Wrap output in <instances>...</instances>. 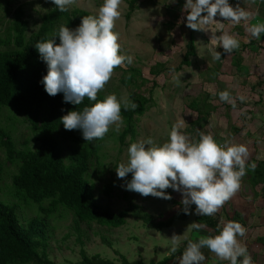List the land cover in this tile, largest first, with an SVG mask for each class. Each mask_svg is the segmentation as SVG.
<instances>
[{"label": "rangeland", "instance_id": "374dc122", "mask_svg": "<svg viewBox=\"0 0 264 264\" xmlns=\"http://www.w3.org/2000/svg\"><path fill=\"white\" fill-rule=\"evenodd\" d=\"M102 3L103 0H75L68 9L81 8L96 14ZM130 3V0H122L121 15L115 22L114 31L119 32L121 53L132 56L133 62L126 67H116L111 78L100 91L104 95L115 93L121 103H128L133 97L140 99L150 97V101L144 104L145 109L135 122L136 135L127 134L123 144L119 142L118 135L124 126V121L119 126V130L116 124L110 126L98 152L100 166L98 163L91 165L90 177L94 183L95 196L102 207L119 211L127 207L128 202L131 201L139 210L149 212L156 221L172 218V224L157 230L149 227L131 211L126 216L125 222L119 226L101 225L95 221L82 222L79 224L81 230L79 233L73 225L72 212L59 207L49 218H46L49 226L47 251L55 264H82L80 253L82 249L89 257L99 255L101 258L111 260L113 264H121L122 256L128 261H140L146 264L152 260H164L165 257L171 256L168 264H179L178 258L186 248L188 240L195 241L200 236L215 235L219 232L197 222L196 212L192 209L187 219L174 217L180 213L178 202L182 200L181 192L169 187L164 191L171 195V199H164L128 190L124 185L131 179V173L125 178H119L115 168L120 163L127 162V149L130 143L147 139L157 144L163 143L168 139L173 126L192 142L198 141L201 133H206L213 135L218 144H224L227 135L232 134V131L228 124L223 128L215 126L228 113L219 107L221 105L219 92L228 90L233 96L234 90L231 81L219 80L218 75L223 74L226 79H231L232 67L229 57L232 54L223 53L222 48L217 47L222 57L220 60L212 59L209 49L213 46L205 33L190 28L185 22L184 0H136L133 9ZM12 4L23 5L25 18L28 21V33L38 28L40 16L54 5L52 0H12ZM3 7L4 2L0 0V37L4 36V29L11 17ZM234 27H236L234 24L226 21L225 28L231 34L234 33ZM189 36H192L194 43V53L189 56L190 63L183 64L181 68L175 70L182 55L185 54ZM6 47L7 45L0 44V49ZM156 63H163L164 68L154 74L150 69ZM129 75L132 76L129 78ZM126 77V82H123ZM243 95L248 96L250 92ZM193 100L205 101V104H201L205 109L204 114L200 115L196 111L197 108L202 109L199 104L193 105V108L190 106ZM2 111L0 127L10 132L16 146H25L24 140L27 139L32 143V129L22 116L15 115L6 106ZM206 113L207 126L203 127L205 121L202 117L206 120ZM207 128L209 130H206ZM219 131L225 134L217 136L216 132ZM3 158L4 149L0 145L2 164L0 196L14 199L9 191L15 166L3 161ZM243 188L245 189L246 186L241 187L240 193L248 192L247 188L246 190ZM232 202L233 198L226 201L214 214L220 228L227 221L233 220L223 215L225 209L229 211L234 208ZM17 212L25 219L35 215L43 216L36 206L28 205L23 201H20ZM234 219L247 228V222L251 221L252 217L248 219L247 216L241 215V218ZM256 221L257 219L250 225L253 227L252 230L249 229L251 227L247 228L249 230L247 237H238V239L246 246L254 264H264V239L262 241L263 237L257 233L258 228L254 224ZM193 223L202 227L193 229ZM173 234L180 235L177 257L170 251V238ZM201 250L206 257L202 264H230L228 260L219 259L207 247Z\"/></svg>", "mask_w": 264, "mask_h": 264}, {"label": "clouds", "instance_id": "9594fccd", "mask_svg": "<svg viewBox=\"0 0 264 264\" xmlns=\"http://www.w3.org/2000/svg\"><path fill=\"white\" fill-rule=\"evenodd\" d=\"M74 2L52 0L62 12ZM121 3L122 0H103L98 12L83 16L75 29L61 25L52 38L35 45L40 58L47 64V72L40 83L49 95L63 93L64 101L74 105L80 104L85 97L95 101L82 110H70L60 118L65 129H79L85 141L103 138L110 126L116 124L119 130L123 124L121 101L115 93L97 100L98 92L109 81L114 68L126 67L133 62L132 56L121 53L119 32L114 31L115 22L121 15ZM183 10L190 28L210 32L209 42L213 47L209 51L213 60L222 57L217 47L228 53L240 46L239 39L226 30L225 22L215 17H223L234 25L245 22L251 37L260 39L264 34V21L247 23L258 13L239 4L232 6L229 0H184ZM219 98L233 105L236 103L228 90L220 91ZM124 107L129 104L126 102ZM130 107L135 109L137 105L132 102ZM127 151V162L120 163L115 170L119 178L131 173V179L124 185L128 190L171 199L164 191L170 187L182 193L181 204L186 214L189 206L195 204V212L200 216L215 214L240 190L247 169L256 167L254 162L247 163L249 149L246 144H218L213 135L206 133H201L200 139L192 142L175 126L165 142L138 140L130 143ZM201 227L192 224L193 229ZM248 231L240 222L229 220L215 235L188 240L178 258L179 264H202L206 259L201 250L203 247L230 264H254L246 246L238 239L246 238ZM179 244L180 235L173 234L170 251L176 253ZM238 257L242 259L238 260Z\"/></svg>", "mask_w": 264, "mask_h": 264}, {"label": "trees", "instance_id": "16d2710c", "mask_svg": "<svg viewBox=\"0 0 264 264\" xmlns=\"http://www.w3.org/2000/svg\"><path fill=\"white\" fill-rule=\"evenodd\" d=\"M130 1L131 8H135L136 0ZM2 2L3 9L9 12L11 17L4 29V36L0 37V44L7 45L6 48L0 49V117L3 107L6 106L15 115L22 116L31 127L33 135L32 143L27 139L24 140L25 146L17 147L10 132L0 127L3 161L15 166L9 191L14 199L0 196V264H55L47 251L49 226L46 218L59 207L72 212L73 225L79 233V224L82 222L95 221L101 225L119 226L125 222L131 211L149 227L160 230L170 226L172 218L156 221L149 212L139 210L131 201L119 211L102 207L94 193L90 167L93 163L100 166L98 152L105 137L85 141L79 129H65L60 119L68 111L82 110L95 101L85 97L80 104L74 105L64 101L63 93L49 95L40 83L47 72V64L40 58L35 48L36 43L52 38L58 33L61 25L75 29L83 16L95 14L81 8L62 12L53 5L40 16L38 28L28 33V21L23 5H14L12 0ZM187 42L185 54L175 70L190 63L189 56L194 53L192 36H189ZM163 68V63H156L150 71L157 74ZM126 80L127 77L123 82ZM105 96L99 91L97 100ZM149 101L150 97H133L127 108L124 107L125 103H121L124 121L118 135L121 144L125 142L127 134L136 135L135 122L139 114L143 113L144 104ZM132 102L137 105L135 109L130 107ZM193 105H197L196 100L190 103L191 107ZM196 111L200 113L204 110L197 108ZM1 165L0 162V170ZM250 172L254 183L260 180L264 182V161H259ZM20 201L36 206L43 216L35 215L25 219L17 212ZM178 203L180 213H177L175 218L187 219L190 210L195 211L196 205L192 204L186 214L183 211L184 206L181 202ZM196 220L217 230L218 223L214 214L200 216L196 213ZM80 253L82 264H113L111 260L99 255L89 257L83 249ZM174 255L176 256V253ZM169 259L171 256L165 257L164 260H152L148 264H168L171 261ZM121 264L146 263L131 262L122 256Z\"/></svg>", "mask_w": 264, "mask_h": 264}, {"label": "crops", "instance_id": "0c3cea01", "mask_svg": "<svg viewBox=\"0 0 264 264\" xmlns=\"http://www.w3.org/2000/svg\"><path fill=\"white\" fill-rule=\"evenodd\" d=\"M229 3L232 6L239 4L254 14L258 13V15H254L247 23L264 21V0H229ZM234 26L236 27H234L233 35L239 39L240 46L228 52L232 54L229 57L230 66L232 67L231 79H226L223 74L218 75V79L232 82L234 90L233 98H235L236 103L233 105L229 102L220 101L221 105L219 107L228 113L215 126L223 128L228 124L232 134H226L227 139H225L224 144H246L249 149L247 163L254 162L257 164L259 161H264V34H262L260 39L251 37L250 33L246 31L245 22ZM204 33L209 40L210 33ZM180 63L181 60L178 64ZM247 92H250V95H243L244 93L247 94ZM240 96L245 97V99L240 100ZM197 104L201 107V104H205V101H197ZM202 109L204 111L203 113L200 112V115L205 112V109ZM228 119L229 121H227ZM202 120L205 121L202 126H207V113L206 120L204 117H202ZM206 130L209 129L207 128ZM222 131L216 132L217 136L225 134ZM230 135L231 137H228ZM251 170V168H248L246 175L241 179V187L246 186L248 192L240 193L238 191L232 197L233 202L231 205L234 208L232 210L230 209L231 211L225 209L223 215H226V218L228 217L234 221V218H241V215L247 216L248 219L252 217V220L247 222V228L251 227L249 228L250 230L253 228L250 226L252 221L257 219L256 223H254L258 228L257 233L264 238V182L260 180L254 183L251 179ZM246 188H243V190H246ZM220 229L218 226L217 231H220Z\"/></svg>", "mask_w": 264, "mask_h": 264}, {"label": "built area", "instance_id": "2783aa9c", "mask_svg": "<svg viewBox=\"0 0 264 264\" xmlns=\"http://www.w3.org/2000/svg\"><path fill=\"white\" fill-rule=\"evenodd\" d=\"M216 19H220L222 22H225V19L223 18V17H219V16H217V17H215Z\"/></svg>", "mask_w": 264, "mask_h": 264}, {"label": "water", "instance_id": "95a60500", "mask_svg": "<svg viewBox=\"0 0 264 264\" xmlns=\"http://www.w3.org/2000/svg\"><path fill=\"white\" fill-rule=\"evenodd\" d=\"M237 259H239V260H240V257H238Z\"/></svg>", "mask_w": 264, "mask_h": 264}]
</instances>
